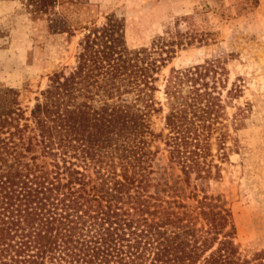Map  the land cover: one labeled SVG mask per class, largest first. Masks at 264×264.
<instances>
[{
    "label": "trees",
    "instance_id": "trees-1",
    "mask_svg": "<svg viewBox=\"0 0 264 264\" xmlns=\"http://www.w3.org/2000/svg\"><path fill=\"white\" fill-rule=\"evenodd\" d=\"M2 1L81 37L30 108L0 87V264H245L230 204L193 185L221 178L213 150L228 160L222 61L173 70L160 103L158 75L193 37L130 48L113 14L97 25L66 20L67 0Z\"/></svg>",
    "mask_w": 264,
    "mask_h": 264
},
{
    "label": "rangeland",
    "instance_id": "rangeland-1",
    "mask_svg": "<svg viewBox=\"0 0 264 264\" xmlns=\"http://www.w3.org/2000/svg\"><path fill=\"white\" fill-rule=\"evenodd\" d=\"M70 1L77 6H68ZM68 21L104 22L115 15L125 25L130 48L160 47L167 31L193 37L192 45L177 51L158 75L156 94L173 70L219 59L224 68L221 124L228 160L213 150L221 168L218 181H194L198 191L222 195L230 204L237 230L236 243L245 264L264 259V0H67ZM16 1L0 2V87L19 92L23 108H30L46 87L48 76L74 66L77 32L51 34L45 21H32ZM55 11H60L55 9ZM58 23L61 19L53 16ZM58 18V19H57ZM186 36V37H185ZM236 85V99L226 90ZM164 114H154V130L161 131ZM159 161L165 164V156Z\"/></svg>",
    "mask_w": 264,
    "mask_h": 264
}]
</instances>
